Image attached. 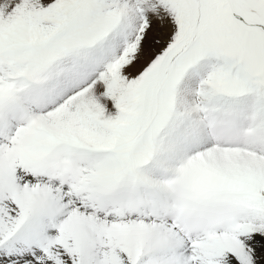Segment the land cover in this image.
Segmentation results:
<instances>
[{
	"label": "snow or ice",
	"instance_id": "obj_1",
	"mask_svg": "<svg viewBox=\"0 0 264 264\" xmlns=\"http://www.w3.org/2000/svg\"><path fill=\"white\" fill-rule=\"evenodd\" d=\"M0 264H264V0H0Z\"/></svg>",
	"mask_w": 264,
	"mask_h": 264
}]
</instances>
